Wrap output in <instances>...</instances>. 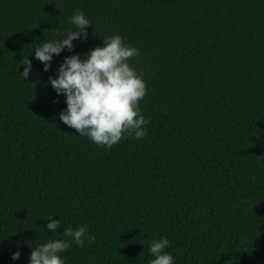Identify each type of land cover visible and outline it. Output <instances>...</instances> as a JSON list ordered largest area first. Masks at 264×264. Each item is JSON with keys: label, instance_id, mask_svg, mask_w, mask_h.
I'll return each mask as SVG.
<instances>
[{"label": "trees", "instance_id": "16d2710c", "mask_svg": "<svg viewBox=\"0 0 264 264\" xmlns=\"http://www.w3.org/2000/svg\"><path fill=\"white\" fill-rule=\"evenodd\" d=\"M81 11L87 39L45 72L32 51ZM116 34L149 123L108 149L59 119L49 77ZM83 225L66 264H149L163 237L175 264H264V0H0V264Z\"/></svg>", "mask_w": 264, "mask_h": 264}, {"label": "clouds", "instance_id": "9594fccd", "mask_svg": "<svg viewBox=\"0 0 264 264\" xmlns=\"http://www.w3.org/2000/svg\"><path fill=\"white\" fill-rule=\"evenodd\" d=\"M74 27L60 35L58 39L42 42L32 52L35 59L42 62L45 72L50 70L54 56H59L65 49L72 51L73 41L87 39V26L91 21L81 11L70 18ZM103 46H97L81 58L74 53L64 58L56 69L55 77L49 82L57 95L65 96L66 109L59 114V119L75 129L79 136L87 137L92 143L111 149L125 138V134L141 139L147 135L149 121L141 111L140 101L147 95L146 81L129 63L138 57V48L129 46L119 34L104 36ZM21 79H29L32 62L26 59ZM47 229L52 234L61 227L59 219L47 218ZM87 225L77 229L65 227L63 239H50L46 243L32 248L29 264H66L61 255L70 249L71 243L83 247L85 240L89 244L95 240L88 235ZM166 237L153 239L148 247L153 257L149 264H175L173 255L166 251L170 247ZM21 253H12L13 260H19Z\"/></svg>", "mask_w": 264, "mask_h": 264}]
</instances>
